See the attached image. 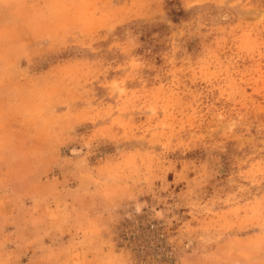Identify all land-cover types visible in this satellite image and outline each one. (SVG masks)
Wrapping results in <instances>:
<instances>
[{"label":"rangeland","instance_id":"1","mask_svg":"<svg viewBox=\"0 0 264 264\" xmlns=\"http://www.w3.org/2000/svg\"><path fill=\"white\" fill-rule=\"evenodd\" d=\"M0 11V50L31 42L0 63V135L21 138L0 168L31 170L28 200L99 212L131 264H264V0Z\"/></svg>","mask_w":264,"mask_h":264},{"label":"crops","instance_id":"2","mask_svg":"<svg viewBox=\"0 0 264 264\" xmlns=\"http://www.w3.org/2000/svg\"><path fill=\"white\" fill-rule=\"evenodd\" d=\"M29 9L34 13L36 6ZM7 13L0 11V21L15 22L16 16L6 17ZM25 21L31 32L32 16ZM30 43L20 38L3 42L8 48L0 50V63L20 61L22 48ZM7 69L11 67L0 68V73L13 71ZM10 75L14 79L17 73ZM6 92L16 93L15 86L0 84V97ZM20 142L21 138L1 134L0 156H12L5 151ZM32 180L27 168H0V264H131L99 212H88L78 200H28L35 187Z\"/></svg>","mask_w":264,"mask_h":264}]
</instances>
